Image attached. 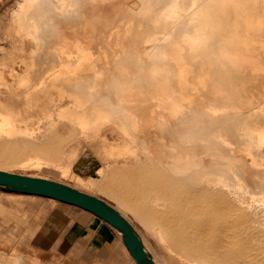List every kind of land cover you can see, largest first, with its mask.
I'll return each instance as SVG.
<instances>
[{
    "label": "bare ground",
    "instance_id": "1",
    "mask_svg": "<svg viewBox=\"0 0 264 264\" xmlns=\"http://www.w3.org/2000/svg\"><path fill=\"white\" fill-rule=\"evenodd\" d=\"M75 2L90 5L88 0ZM159 5L161 2L156 0H134L127 8L118 4L111 11L90 6L91 9L84 13L82 26L64 28L48 26L39 10L41 0L19 1L6 33L23 36L28 32L32 37L48 40L45 42L48 44L37 46V49L44 50V62L32 61L31 64L44 74L38 82H33L26 60L14 58L12 62L20 63L19 66H24L27 71L16 70L14 64L6 66L8 74L5 69H0V88L7 92L10 86L8 77L13 82L20 80L21 85L30 90L26 95L28 98L57 85L63 78L69 81L84 79L89 93L93 94L107 88V73L115 66L130 79L128 83L116 84L115 108L95 107L89 113H77L68 107L60 115L76 120L84 134L115 122L127 140L138 130L143 113L162 120L179 118L205 98V92L211 102L236 101L243 109L252 107L254 97L233 92L225 79L213 81V64L205 58L215 56L228 73L248 71L255 76L264 75L259 48H248L245 43L246 48L239 49L226 41L211 45L213 37L205 32L204 26L198 25L190 32L184 19H179L183 12L188 15L187 8H194L191 24L213 20L218 25H227L230 22L228 11L212 7L208 0H170L163 11L157 12L156 6ZM95 9L98 11L94 12ZM4 16L5 13H0V29ZM243 18L248 30L264 31V12H248ZM145 44L152 45V48L141 47ZM259 45L264 50V43ZM140 54L153 60L146 79H143L145 69L142 64H131L127 58H137ZM189 57H194V61ZM0 65H3L1 61ZM260 106L264 115V101ZM216 108L211 103L210 110ZM19 114L0 97V129ZM242 131V136L254 139L249 130L243 128ZM256 132L259 145L264 146V125ZM157 138L156 145L149 149V156L156 163V172L144 170L133 179V184L127 186L131 193L123 197L129 204L142 209L144 223L159 241L160 261L154 258L143 240L155 264H264V173L255 177L259 191L251 194L257 208L250 207V203L246 205L242 199L243 186L235 184L223 169L224 161L230 169L228 173L240 182L242 178L235 171L240 158L225 156L220 148L210 147L203 141L167 144ZM129 143L107 142L103 138L100 145L108 148L109 156L115 157L122 148L127 149ZM87 146H74L67 157L69 162L62 169L64 173L72 174L76 185L84 187L89 182L77 174L73 166ZM12 158L0 149V166ZM240 168L244 169V166ZM101 172L102 169L97 171L98 174ZM145 191L154 193V197H147ZM2 194L10 200L41 198L13 192ZM122 244L130 260L137 264L123 241ZM19 259L11 254H0V264H19Z\"/></svg>",
    "mask_w": 264,
    "mask_h": 264
},
{
    "label": "rangeland",
    "instance_id": "2",
    "mask_svg": "<svg viewBox=\"0 0 264 264\" xmlns=\"http://www.w3.org/2000/svg\"><path fill=\"white\" fill-rule=\"evenodd\" d=\"M19 1L21 0L0 2V13H5L2 29H0V61L3 63L0 69H5L8 74L9 68L6 66L14 64L16 70L21 69L26 72L27 69L24 66L20 67V63L12 62L18 57L19 60L25 59L29 64L28 71L31 73L32 81L38 82L44 71L40 72L39 67L31 64L32 61L44 62V50L37 49V46L48 44L45 43L48 40L32 37L28 32H25L23 36L6 33L11 14L18 10ZM88 1L90 5L82 6L75 0H41L42 7L39 10L49 27L56 25L64 28L79 27L83 25L84 13L91 9L90 6H99L104 11H111L117 8L118 4L127 8L134 0ZM156 1L161 2V5L156 6L159 12L164 10V6L170 0ZM208 4L218 10H227L230 15L229 24L218 25L213 20L208 23L191 24L190 19L194 8H187L188 15L183 12L179 19H184L190 32L198 25L204 26L205 32L213 37L210 41L211 45L226 41L239 49H245V43L248 48H259L260 57L264 61V50L259 45L260 42L264 43V31L248 30L243 18L248 12H264V2L262 0H208ZM96 11L98 10L95 9L94 12ZM40 36L44 34L40 33ZM141 47L150 50L152 45L145 44ZM127 58L131 64H142L145 69L142 73L143 79H146L153 66V60L145 54H140L137 58L133 56ZM189 58L192 62L194 61V57ZM124 60L121 61L124 62ZM205 60L213 64L214 68L211 72L213 81L225 79L226 85L233 92L254 97V105L243 109L236 101L211 102L209 94L205 92L203 94L205 98L179 118L162 120L156 117L150 118L143 113L138 130L131 138L128 137V140L117 128L115 122L103 125L98 131L84 134L78 128L76 120L60 115L68 107L77 113H89L95 107L115 108L117 105L116 84L130 81L116 70L115 66H112L107 73V88L93 94L89 93L84 79L69 81L63 78L57 85L27 98L26 95L30 90L25 85H21L20 80L13 82L12 78L5 73L10 86L7 92L6 89L0 88V97L20 114L10 124L0 129V149L13 157L7 161L9 163L6 162V165L0 168L12 173L64 183L105 200L126 215L125 217L134 225L142 240L149 246L154 258L160 261L159 241L144 223L142 209L129 204L123 198L132 191H128L127 186L133 184V179H137L144 170L156 172V163L149 156V149L156 145V136L159 141L167 144H182L189 140L193 143L203 141L210 147L220 148L225 156L240 158L241 161L235 166V171H238L242 178L240 182L228 173L230 169L224 161L223 169L229 178H233L235 184L240 183L243 186L242 199L246 205L250 203V207L255 206L251 194L259 191V184L255 177L264 173V160H262L264 146L259 145L256 132L264 125V115L260 106V103L264 101V75L255 76L248 71L243 74L228 73L215 56H208ZM211 103L217 106L215 110H210ZM243 128L249 130L254 139L250 140L247 136H242ZM103 138L107 142L130 143L127 149L122 148L115 157H112L108 155V148L100 145ZM248 143L252 145L247 146ZM79 144H88V146L74 164L73 170L80 176H85V172L78 170V164L84 158L91 160L94 169L97 168L93 174L85 176L89 182L85 187L76 185L72 174L62 171L69 162L67 158L69 152ZM241 166H244V169L240 168ZM99 169H102L100 174L97 173ZM3 192L9 191L0 187L1 255L11 254L20 258L19 264H134L125 253L121 234L104 221H102L104 235L108 234L110 238V245H106L105 252L83 243L77 244L68 253L32 246L30 238L51 208L50 201L43 197H17L10 200L2 194ZM145 193L147 197H154L152 192L149 194L145 191ZM258 218L262 219L260 216Z\"/></svg>",
    "mask_w": 264,
    "mask_h": 264
},
{
    "label": "water",
    "instance_id": "3",
    "mask_svg": "<svg viewBox=\"0 0 264 264\" xmlns=\"http://www.w3.org/2000/svg\"><path fill=\"white\" fill-rule=\"evenodd\" d=\"M0 187L9 192L29 194L82 208L116 229L137 264H155L134 225L105 200L75 187L41 177L0 170Z\"/></svg>",
    "mask_w": 264,
    "mask_h": 264
},
{
    "label": "crops",
    "instance_id": "4",
    "mask_svg": "<svg viewBox=\"0 0 264 264\" xmlns=\"http://www.w3.org/2000/svg\"><path fill=\"white\" fill-rule=\"evenodd\" d=\"M94 168L88 158H84L78 164V170L85 172V176L93 174L97 170ZM45 199L50 201L51 208L32 234L30 238L32 246L68 253L77 244L83 243L96 250L106 251V247L110 245V238L108 234L104 235L103 220L77 206Z\"/></svg>",
    "mask_w": 264,
    "mask_h": 264
}]
</instances>
